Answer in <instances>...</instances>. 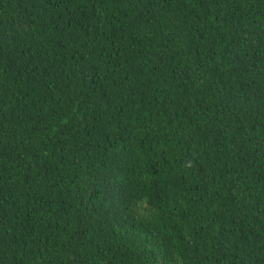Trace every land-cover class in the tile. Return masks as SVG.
Listing matches in <instances>:
<instances>
[{
	"label": "trees",
	"instance_id": "1",
	"mask_svg": "<svg viewBox=\"0 0 264 264\" xmlns=\"http://www.w3.org/2000/svg\"><path fill=\"white\" fill-rule=\"evenodd\" d=\"M145 193L264 264V0H0V264H158Z\"/></svg>",
	"mask_w": 264,
	"mask_h": 264
},
{
	"label": "snow or ice",
	"instance_id": "2",
	"mask_svg": "<svg viewBox=\"0 0 264 264\" xmlns=\"http://www.w3.org/2000/svg\"><path fill=\"white\" fill-rule=\"evenodd\" d=\"M148 204L149 206L143 210L136 206V213L146 218L152 216L162 225L160 232L166 238L158 240L157 248L160 255L158 264H195V260L191 259L193 250L196 248V245L192 243V237L189 235L192 230L188 229L187 232L183 228L174 230L168 223L162 221L158 215H155L152 202L148 201ZM171 223L174 225L176 221L173 220Z\"/></svg>",
	"mask_w": 264,
	"mask_h": 264
},
{
	"label": "clouds",
	"instance_id": "3",
	"mask_svg": "<svg viewBox=\"0 0 264 264\" xmlns=\"http://www.w3.org/2000/svg\"><path fill=\"white\" fill-rule=\"evenodd\" d=\"M121 179H123V177H121ZM135 204L137 207H139L141 210H143L144 208H147L149 206L148 204V195L147 193H145L141 199L135 201Z\"/></svg>",
	"mask_w": 264,
	"mask_h": 264
}]
</instances>
